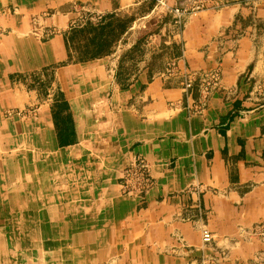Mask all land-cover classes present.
<instances>
[{"label":"crops","instance_id":"0c3cea01","mask_svg":"<svg viewBox=\"0 0 264 264\" xmlns=\"http://www.w3.org/2000/svg\"><path fill=\"white\" fill-rule=\"evenodd\" d=\"M205 3L182 36L154 38L182 45L172 59L190 72L220 70L222 90L196 114L150 56L121 88L110 72L122 50L71 63L65 35H33L45 13L66 28L75 4L114 14L139 0H0V264H199L205 227L233 263L264 264V243L239 234L264 222V100L252 92L264 36L248 24L264 21V1ZM136 157L154 180L141 199L122 191Z\"/></svg>","mask_w":264,"mask_h":264},{"label":"rangeland","instance_id":"374dc122","mask_svg":"<svg viewBox=\"0 0 264 264\" xmlns=\"http://www.w3.org/2000/svg\"><path fill=\"white\" fill-rule=\"evenodd\" d=\"M139 1L138 7L117 11L114 14L85 4H75L70 13L72 18L66 28L54 25L55 13H45L34 20L37 27L33 35L41 40L65 35L68 50L71 48L74 58L70 59L71 63L74 60L79 62L100 59L112 51L122 50L116 70L110 72L116 85L121 88L130 85L132 77L139 71L140 63L145 61L146 56H150L152 57L150 65L158 70L163 69L159 76L167 81H179L189 100V109L196 114H202L214 93L222 90L220 70L190 72L184 67L185 65H182L184 58L172 59L182 45L171 46L166 44L167 40H165L160 46L154 42V38L162 31H165L166 38L168 35L182 36L187 19L206 8L205 0H181V7H170L165 0ZM257 11V7L252 8L253 14ZM149 16L151 18H146ZM254 18L252 17L248 24L252 23L257 28L258 38H262L264 21L259 22L255 19L254 22ZM39 22H45L47 27L44 30L40 29ZM2 33L0 31V34ZM131 46L133 47L129 48ZM65 64H58L57 69ZM44 77L45 87H41V93L47 95L50 81L52 85V71L50 74L44 73ZM50 90L52 95L53 88L51 87ZM252 92L255 97L264 100V83L255 82ZM55 98L57 107L54 113L58 122L62 123V119L69 113V108L59 85L51 100L54 102ZM122 180L123 193L141 199L154 185L149 162L144 157L132 159L124 171ZM205 234L211 237V242L204 241ZM239 234L246 242L264 243V222L254 225L252 229L242 230ZM217 246L216 237L206 227L203 228L201 230L202 259L199 264H241L239 261L233 263L229 254Z\"/></svg>","mask_w":264,"mask_h":264},{"label":"built area","instance_id":"2783aa9c","mask_svg":"<svg viewBox=\"0 0 264 264\" xmlns=\"http://www.w3.org/2000/svg\"><path fill=\"white\" fill-rule=\"evenodd\" d=\"M204 241L211 242V237L208 234H205Z\"/></svg>","mask_w":264,"mask_h":264}]
</instances>
